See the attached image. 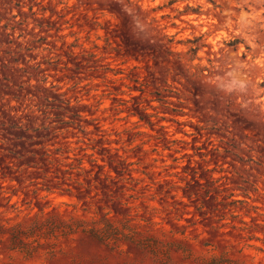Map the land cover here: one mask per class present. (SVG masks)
Masks as SVG:
<instances>
[{"label": "rangeland", "instance_id": "374dc122", "mask_svg": "<svg viewBox=\"0 0 264 264\" xmlns=\"http://www.w3.org/2000/svg\"><path fill=\"white\" fill-rule=\"evenodd\" d=\"M0 264H264V0H0Z\"/></svg>", "mask_w": 264, "mask_h": 264}, {"label": "trees", "instance_id": "16d2710c", "mask_svg": "<svg viewBox=\"0 0 264 264\" xmlns=\"http://www.w3.org/2000/svg\"><path fill=\"white\" fill-rule=\"evenodd\" d=\"M107 222V221H106ZM109 227H111L110 225H108ZM101 238H104L106 239L107 238V235H108V232L107 230H96L95 231ZM22 237H25V238H29V237H33L32 234H26V233H23V232H20V231H13L11 232L10 236L8 238H6L7 241H10L12 244H19V243H23V240H22ZM11 249H16V247H13Z\"/></svg>", "mask_w": 264, "mask_h": 264}]
</instances>
